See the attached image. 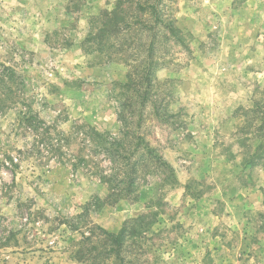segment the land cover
I'll list each match as a JSON object with an SVG mask.
<instances>
[{
  "label": "rangeland",
  "instance_id": "rangeland-1",
  "mask_svg": "<svg viewBox=\"0 0 264 264\" xmlns=\"http://www.w3.org/2000/svg\"><path fill=\"white\" fill-rule=\"evenodd\" d=\"M114 1L0 0V264H89L88 228L148 205L126 264H264V0H173L189 49L153 72L158 111L127 122L123 55L85 42ZM90 128L135 132L175 184L141 169L136 197L96 204L110 170Z\"/></svg>",
  "mask_w": 264,
  "mask_h": 264
},
{
  "label": "trees",
  "instance_id": "trees-1",
  "mask_svg": "<svg viewBox=\"0 0 264 264\" xmlns=\"http://www.w3.org/2000/svg\"><path fill=\"white\" fill-rule=\"evenodd\" d=\"M174 10L173 0H115L112 8L102 9L90 18L85 42L95 45L91 51L108 56L121 53L124 64L128 67L122 88L129 94L119 100L122 107L119 117L123 121L127 122V117L122 112L124 108L137 110L138 116L148 104L155 112L158 111L160 99L152 80L154 70L162 67L167 57V62L171 64L175 46L189 49L184 34L176 25ZM168 50L171 52L169 55ZM130 110L128 114L132 118ZM128 130L122 131L120 137L90 128V138L96 141L98 149L108 159L107 166L110 170L99 178L107 184L108 192L103 201L96 197V204L136 197L140 187L139 180L144 177L140 174L141 169L146 168V173L155 177L157 172H163L165 184H175L173 169L168 162L155 148L150 147L140 136H133L135 132ZM127 138L133 140L126 141ZM260 159L262 158H250L248 163H264V159ZM154 184L159 182L156 180ZM152 208L153 206L148 205L146 214L127 221L116 233L107 232L100 226L89 227L88 235L84 236L82 250L85 251L81 253L78 249V257H87L89 264H126V253H130L131 242L144 238V234L150 229L151 222L145 220L154 214Z\"/></svg>",
  "mask_w": 264,
  "mask_h": 264
}]
</instances>
